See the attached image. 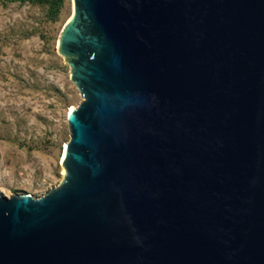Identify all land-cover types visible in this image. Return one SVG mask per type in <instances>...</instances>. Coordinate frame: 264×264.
I'll use <instances>...</instances> for the list:
<instances>
[{
  "label": "water",
  "instance_id": "95a60500",
  "mask_svg": "<svg viewBox=\"0 0 264 264\" xmlns=\"http://www.w3.org/2000/svg\"><path fill=\"white\" fill-rule=\"evenodd\" d=\"M72 1L66 174L0 193V264H264V0Z\"/></svg>",
  "mask_w": 264,
  "mask_h": 264
},
{
  "label": "rangeland",
  "instance_id": "374dc122",
  "mask_svg": "<svg viewBox=\"0 0 264 264\" xmlns=\"http://www.w3.org/2000/svg\"><path fill=\"white\" fill-rule=\"evenodd\" d=\"M72 0H0V193L41 197L63 180L68 110L83 101L57 44Z\"/></svg>",
  "mask_w": 264,
  "mask_h": 264
},
{
  "label": "bare ground",
  "instance_id": "6f19581e",
  "mask_svg": "<svg viewBox=\"0 0 264 264\" xmlns=\"http://www.w3.org/2000/svg\"><path fill=\"white\" fill-rule=\"evenodd\" d=\"M69 19H70V18H69ZM73 108H74V106H71V107L69 108L68 111H71ZM68 113H69V112H68ZM67 143H68V142H66V144H65V146H64V150L62 151V154H61V156H62L61 163L63 162L64 156H65V148H66V146H67ZM62 174H63V176L66 174V169H65L64 166H63V168H62Z\"/></svg>",
  "mask_w": 264,
  "mask_h": 264
},
{
  "label": "trees",
  "instance_id": "16d2710c",
  "mask_svg": "<svg viewBox=\"0 0 264 264\" xmlns=\"http://www.w3.org/2000/svg\"><path fill=\"white\" fill-rule=\"evenodd\" d=\"M22 1H33V0H22Z\"/></svg>",
  "mask_w": 264,
  "mask_h": 264
}]
</instances>
